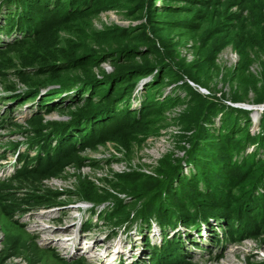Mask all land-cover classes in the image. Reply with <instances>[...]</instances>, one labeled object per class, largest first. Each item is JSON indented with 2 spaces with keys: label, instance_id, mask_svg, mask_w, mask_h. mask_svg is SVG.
Wrapping results in <instances>:
<instances>
[{
  "label": "trees",
  "instance_id": "16d2710c",
  "mask_svg": "<svg viewBox=\"0 0 264 264\" xmlns=\"http://www.w3.org/2000/svg\"><path fill=\"white\" fill-rule=\"evenodd\" d=\"M2 5L13 10L4 17V25L0 22V37H14L7 42L1 41L0 56L12 54L11 58L19 65L17 71H21L16 74L17 80L25 85V91L9 90V96H2L3 100L18 101L16 106H19L33 98L39 88L53 85L55 89L37 96L41 98L37 100L38 105H44L55 93L65 89L70 90L76 100L69 104L70 108L81 107L77 114L69 115L63 132L45 125L38 129L26 141L28 150L25 153L16 150L17 167L3 181L20 183L56 164L65 157L66 149L74 150L78 143L86 145L92 139L93 125L110 122L119 110L124 121L137 122L139 117L164 116L169 109L184 106L186 117L178 115L173 119L182 128L189 127L191 122L195 124L189 141L192 149L188 151L192 171L178 179V175H174L179 170L178 163L171 175L168 174L170 179L164 187H158L161 180L144 173L133 174L140 177L142 186L133 182L117 185V180L109 181L107 190L115 201L112 207L99 210L97 217L104 226H118L122 224L121 218L125 217L126 221L131 214H142V224L148 228L154 221L161 232H178L181 227L185 232L199 233L205 225L208 235L213 232L214 240L225 244L234 242L235 236L251 229L242 216L255 207L250 216L254 217L257 207L261 206L257 203L264 202V109L258 123L261 131L251 133L249 112L229 105L226 100L233 104H244L248 100L256 106L264 104V59L259 60L262 78L244 64L251 52L264 57V18L254 22L245 18L240 22L235 13H228L225 0H0V7ZM102 6L138 23L126 28L93 29V38L100 41L97 51L84 41L70 49L50 52L48 56L39 54L33 47L32 39L40 37L42 32L49 34L59 24L73 32V21L93 15ZM52 16L53 21L48 23ZM175 38L177 41L173 40ZM189 40H194L191 61L176 53V49ZM231 45L240 59L235 68L224 73L217 60L220 52ZM95 53L109 56L116 67L114 83L107 90L94 83L90 75L85 79L76 76L84 66L98 61ZM217 78L229 83L228 99L225 95L213 94L211 84ZM187 81L212 94L195 91ZM140 83L142 92L138 95L136 88ZM97 96L103 101L109 97V104L98 109L93 101ZM132 102L137 104L132 107ZM191 114L193 117H187ZM216 117L220 120L218 127L214 126ZM104 118L108 119L104 121ZM249 148L251 150L247 151ZM176 177L177 188L172 189L170 184ZM139 192L157 194L156 200L151 199L154 210L139 209L133 213L131 203L119 198V194L132 197ZM158 194H166L169 204ZM53 206L55 204L50 205ZM255 220L261 221L260 218ZM210 221L216 224L220 235ZM180 239L166 237L162 246L149 253L157 257L153 262L164 264L167 258L161 257L170 246L182 251ZM131 264L142 263L136 260Z\"/></svg>",
  "mask_w": 264,
  "mask_h": 264
},
{
  "label": "rangeland",
  "instance_id": "374dc122",
  "mask_svg": "<svg viewBox=\"0 0 264 264\" xmlns=\"http://www.w3.org/2000/svg\"><path fill=\"white\" fill-rule=\"evenodd\" d=\"M241 2L243 4L238 5ZM225 3L228 13H235L240 22H244L245 18L253 22L264 18V0H225ZM11 10L13 8L8 5L0 7V22L3 23L4 17ZM94 14L84 15L78 22L73 21V32L68 31L63 24H59L49 34L42 32L40 37L32 39L35 45L33 47L39 54L48 56L50 52L54 54L55 50L70 49L84 41L97 51L100 50V41L93 38V29L126 28L138 23L103 6ZM52 21L53 16L48 18V23ZM13 37L1 36L0 43ZM173 40L177 41V38ZM193 47L194 40H189L186 45L178 47L176 53L191 61L194 58ZM95 55L98 61L84 66L76 76L85 79L90 75L94 83H98L99 87H106L104 90H107L114 83L116 67L109 60V56L100 53ZM11 57V53L0 56V264H104V257L113 253L118 254L114 264H131L136 260L142 264H159L153 262L157 257L149 253H154L158 246H162L166 237L170 240L180 237L182 251H176L172 246L167 248L161 257L167 258L164 264H264V210L259 211L264 209V202L261 201L257 203H261V206L257 207L259 209L254 217L250 216L253 215L255 207L250 209V213H244L242 216L251 229L242 232L238 237L235 236L234 242L226 244L215 241L213 232L209 235L201 233L203 230L206 232L205 225L201 227L198 235L194 231L185 232L181 227L178 232H161L154 221L147 228L141 222L144 216L142 214H131L126 221L125 217L121 218L122 224L118 226H104L103 221L97 217L99 210H106L114 204L115 199L107 190L109 181L117 180V185H129L133 182L136 186H142L143 181H139L140 177L133 174L144 173L161 180L158 187H164L178 163L179 170L174 174L178 175V179L180 175H187L192 171L188 151L192 149L189 141L195 124L191 122L189 127L182 128L176 125L173 119L178 115L186 117L184 106L169 109L164 116L150 114L146 115L145 119L139 117L137 122H132L131 119L124 121V116L119 110L117 117L109 120L110 122L93 125L92 139L86 145L83 142L82 145L78 143L74 150L66 149L65 157L56 164L49 165L20 183L3 181L14 170V148L25 153L28 150L26 141L44 125L50 129L60 128L59 131L63 132L62 127L69 121V115L77 114L81 108H70L69 104L75 103L76 100L72 92L65 89L55 93L44 105H38L37 100L41 98L38 99L37 96L55 89L53 85L39 88L33 98L19 106H16L18 101L3 100V97L9 96V90L18 93L25 91V85L17 80L16 74L21 72L17 71L18 62ZM239 59V54L231 45L220 52L217 63L224 73H229L236 67ZM261 59L264 57L254 56L251 52L244 64L253 74L262 78L259 67ZM4 63L10 65L6 66ZM102 83L107 85L102 86ZM170 86L174 87V83ZM192 87L204 95L212 94L196 84H192ZM211 89L213 94L225 95L228 99L229 83L223 78L215 79ZM137 91L138 95L142 92V83L137 85ZM93 101L95 107L98 105V109H103L110 100L107 97L106 101H103L97 96ZM226 103L249 112L251 133L261 131L258 123L264 104L256 106L249 100L244 104H233L229 100H226ZM136 104L137 102H132L131 106ZM90 117L87 124L91 121ZM107 119L104 118V121ZM214 122V126L218 127L219 117H216ZM250 150L251 148L247 151ZM177 177L171 181L172 189L177 188ZM158 195L169 204L166 194ZM119 198L131 203L133 213L139 209L146 212L154 210L152 200L157 199V194L153 196L151 193L139 192L132 197L119 194ZM78 202L82 203V206L77 207ZM38 204L40 206L35 207ZM51 204L55 206L50 207ZM258 218L260 223L255 220ZM210 224L216 225L212 221ZM142 225L145 228H142ZM216 229L220 235L221 231ZM114 249H117V252L109 253Z\"/></svg>",
  "mask_w": 264,
  "mask_h": 264
},
{
  "label": "built area",
  "instance_id": "2783aa9c",
  "mask_svg": "<svg viewBox=\"0 0 264 264\" xmlns=\"http://www.w3.org/2000/svg\"><path fill=\"white\" fill-rule=\"evenodd\" d=\"M190 82V81H189ZM193 83L192 82H190V85H192Z\"/></svg>",
  "mask_w": 264,
  "mask_h": 264
}]
</instances>
